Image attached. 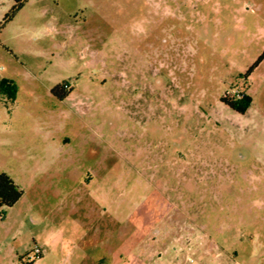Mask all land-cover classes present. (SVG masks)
I'll list each match as a JSON object with an SVG mask.
<instances>
[{
  "label": "rangeland",
  "instance_id": "374dc122",
  "mask_svg": "<svg viewBox=\"0 0 264 264\" xmlns=\"http://www.w3.org/2000/svg\"><path fill=\"white\" fill-rule=\"evenodd\" d=\"M15 5L0 264H264V0Z\"/></svg>",
  "mask_w": 264,
  "mask_h": 264
},
{
  "label": "trees",
  "instance_id": "16d2710c",
  "mask_svg": "<svg viewBox=\"0 0 264 264\" xmlns=\"http://www.w3.org/2000/svg\"><path fill=\"white\" fill-rule=\"evenodd\" d=\"M16 5L13 7L10 14L6 17L5 23L11 22L18 12L29 0H15ZM1 93L5 92L7 81H2L0 84ZM69 95V92L59 96V99L63 100ZM227 99V98H226ZM252 103V98L246 93L240 94V97H234L226 100V104L236 111L237 113L244 114ZM23 196L22 189L12 180V178L2 173L0 174V221L2 220L5 209L13 207Z\"/></svg>",
  "mask_w": 264,
  "mask_h": 264
},
{
  "label": "built area",
  "instance_id": "2783aa9c",
  "mask_svg": "<svg viewBox=\"0 0 264 264\" xmlns=\"http://www.w3.org/2000/svg\"><path fill=\"white\" fill-rule=\"evenodd\" d=\"M41 255H42V251H41L39 248H37V249L35 250V256H36L37 258H40Z\"/></svg>",
  "mask_w": 264,
  "mask_h": 264
},
{
  "label": "crops",
  "instance_id": "0c3cea01",
  "mask_svg": "<svg viewBox=\"0 0 264 264\" xmlns=\"http://www.w3.org/2000/svg\"><path fill=\"white\" fill-rule=\"evenodd\" d=\"M94 226H95V227H94ZM91 227H94V231H95V232H98V230H99V229H98V222H97V223H96V222H94V223L92 222V223H91ZM150 254H151V253H150Z\"/></svg>",
  "mask_w": 264,
  "mask_h": 264
}]
</instances>
